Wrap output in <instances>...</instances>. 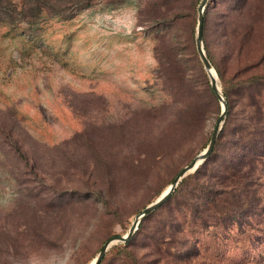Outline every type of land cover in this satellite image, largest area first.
I'll use <instances>...</instances> for the list:
<instances>
[{
    "label": "rangeland",
    "instance_id": "rangeland-1",
    "mask_svg": "<svg viewBox=\"0 0 264 264\" xmlns=\"http://www.w3.org/2000/svg\"><path fill=\"white\" fill-rule=\"evenodd\" d=\"M200 2L0 0V264H91L208 146L223 104L197 48ZM205 14L208 56L225 62L239 23L242 56L264 71V0ZM256 175L245 232L186 224L177 245L183 231L164 226L182 196L100 264H264V160Z\"/></svg>",
    "mask_w": 264,
    "mask_h": 264
},
{
    "label": "trees",
    "instance_id": "trees-1",
    "mask_svg": "<svg viewBox=\"0 0 264 264\" xmlns=\"http://www.w3.org/2000/svg\"><path fill=\"white\" fill-rule=\"evenodd\" d=\"M91 2L83 0L84 6L92 5ZM209 5L210 0L207 7ZM193 9L194 12L197 10V4ZM240 25L226 27L225 36L230 51L222 57L221 60L226 57L224 63L209 53L223 81L228 103L227 117L211 155L195 172L183 178L165 202L182 196L187 199L183 207H173L175 216L164 226L165 230L170 228L174 233L183 231V241L174 236L170 237L169 243L179 241L177 245H181L186 242V224L198 225L202 229H228L236 223L245 232L248 226H252V216L260 203L256 172L259 163L264 160V71L257 55L250 58L242 56L243 46L241 41H236L241 35ZM237 43L238 46L235 45ZM234 50L237 51L236 57L232 58L234 63L231 64ZM232 90L239 95V107L234 103ZM148 218L145 216L141 220L133 238L125 245L146 227ZM213 218L219 223H212Z\"/></svg>",
    "mask_w": 264,
    "mask_h": 264
},
{
    "label": "water",
    "instance_id": "water-1",
    "mask_svg": "<svg viewBox=\"0 0 264 264\" xmlns=\"http://www.w3.org/2000/svg\"><path fill=\"white\" fill-rule=\"evenodd\" d=\"M209 3V0H201L199 6H198V22H197V34H196V41H197V48L200 53V56L203 60L204 66L206 70L209 73L210 79H211V84L212 88L217 94L218 98L223 104V109L221 112V115L216 123V126L214 128V131L212 133L210 142L208 146L200 153H198L189 163H187L176 175V177L173 179L172 183L170 184L169 189L164 191L155 201L147 205L142 211H140L128 233L126 234H116L110 239H108L104 245L101 247L100 252L98 253L97 257L94 259V261L91 264H100L102 261L104 255L108 251V249L114 244L115 242H128L130 241L137 229L139 228V224L141 220L148 214L152 213L156 209H158L161 205H163L169 197L172 195L174 190L177 188L179 183L183 180L184 177H186L188 174L196 171L201 164H203L206 159L211 155L213 152V149L215 147L217 138L219 136V133L224 125V122L227 117V111H228V103L226 96L221 90V87L219 85V80H218V73L214 68V65L209 58L203 44V32H204V24H205V11L207 8V5Z\"/></svg>",
    "mask_w": 264,
    "mask_h": 264
},
{
    "label": "bare ground",
    "instance_id": "bare-ground-1",
    "mask_svg": "<svg viewBox=\"0 0 264 264\" xmlns=\"http://www.w3.org/2000/svg\"><path fill=\"white\" fill-rule=\"evenodd\" d=\"M169 187H170V185L168 186V188H167V189H169ZM167 189H166V190H167ZM166 190H165V191H166ZM93 261H94V260H93ZM93 261H92V262H93Z\"/></svg>",
    "mask_w": 264,
    "mask_h": 264
}]
</instances>
